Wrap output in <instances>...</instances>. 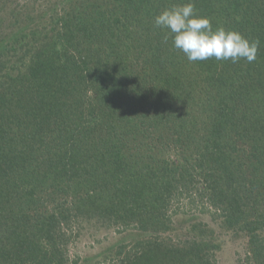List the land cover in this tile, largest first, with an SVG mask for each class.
Here are the masks:
<instances>
[{"label":"trees","instance_id":"16d2710c","mask_svg":"<svg viewBox=\"0 0 264 264\" xmlns=\"http://www.w3.org/2000/svg\"><path fill=\"white\" fill-rule=\"evenodd\" d=\"M44 2L0 0V264H217L187 213L264 264V0H191L252 63L175 49L154 18L189 0ZM87 226L130 238L78 256Z\"/></svg>","mask_w":264,"mask_h":264},{"label":"clouds","instance_id":"9594fccd","mask_svg":"<svg viewBox=\"0 0 264 264\" xmlns=\"http://www.w3.org/2000/svg\"><path fill=\"white\" fill-rule=\"evenodd\" d=\"M154 24L171 34L173 47L190 62L215 58L217 61L252 63L257 58L259 40L250 41L239 32L223 27L214 30L209 18L197 14L191 0L163 10L154 18ZM168 38V35L164 37L165 43Z\"/></svg>","mask_w":264,"mask_h":264},{"label":"rangeland","instance_id":"374dc122","mask_svg":"<svg viewBox=\"0 0 264 264\" xmlns=\"http://www.w3.org/2000/svg\"><path fill=\"white\" fill-rule=\"evenodd\" d=\"M45 1L43 4H46L47 7H57L62 1L65 0H41ZM22 2H18V6L22 4ZM38 4V1H37ZM10 8V7H9ZM46 8H43V10ZM9 22V21H8ZM184 203H186L184 201ZM188 207L190 205L188 204ZM192 207V206H191ZM175 221V230L172 231L169 235L174 237H183L186 233L184 230L188 224L193 223L195 221H202L213 228L215 235L214 240L219 245V250L216 252V261L217 264H237L238 258L244 255L246 250V240L242 235H235L232 232L222 230L217 226V223L209 216V215H192L191 213H187L185 215H178L174 218ZM86 230L80 234V237L77 241L73 243V247L71 249L72 253L78 256H91L94 255L101 250H103L106 246L111 243L116 242L118 239H124L129 236L122 235L118 236L112 233V231H108L106 229H99L95 226H87ZM130 237L127 238V240Z\"/></svg>","mask_w":264,"mask_h":264}]
</instances>
